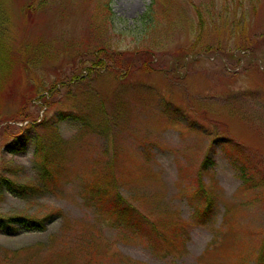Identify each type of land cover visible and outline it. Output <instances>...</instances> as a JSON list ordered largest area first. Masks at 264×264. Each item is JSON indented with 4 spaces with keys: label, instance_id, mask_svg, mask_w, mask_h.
Masks as SVG:
<instances>
[{
    "label": "rangeland",
    "instance_id": "1",
    "mask_svg": "<svg viewBox=\"0 0 264 264\" xmlns=\"http://www.w3.org/2000/svg\"><path fill=\"white\" fill-rule=\"evenodd\" d=\"M39 1L0 3L13 63L0 180L39 188L0 186V217L46 227L0 232V264H257L264 185L243 183L222 141L241 144L264 184V0H48L24 14ZM21 133L26 150L8 151ZM200 178L218 196L203 220ZM87 183L121 195L146 229L115 222Z\"/></svg>",
    "mask_w": 264,
    "mask_h": 264
},
{
    "label": "trees",
    "instance_id": "2",
    "mask_svg": "<svg viewBox=\"0 0 264 264\" xmlns=\"http://www.w3.org/2000/svg\"><path fill=\"white\" fill-rule=\"evenodd\" d=\"M1 5H3V2L5 4V0H0ZM48 0H40L38 5L31 6L28 5V8L24 9V14H35V12L39 8L45 7ZM171 2V1H170ZM155 3L154 0H152V4ZM173 3V2H172ZM156 4V3H155ZM154 4V5H155ZM152 6V8L154 7ZM5 8L6 5H4ZM108 8V6H106ZM1 8V6H0ZM4 9V7H3ZM2 9V11H3ZM152 10V9H150ZM5 12V10H4ZM154 13V12H153ZM202 12L199 10L197 12L198 14H201ZM8 14L4 13L3 16L5 18V21H7L9 18L7 16ZM2 16V15H1ZM2 16V17H3ZM106 21V18H105ZM200 25V24H199ZM7 35V29H5V26L0 27V75H2V78L0 80H4L3 74H5V68L7 65L11 64V55L10 50L11 46L9 45L8 39L6 38ZM104 49V47H101V50ZM107 49H109L107 47ZM44 53V52H43ZM13 64V63H12ZM8 65V67H9ZM12 66V65H11ZM3 85V81H0V87ZM72 115V113H71ZM83 118V117H82ZM29 130V129H26ZM26 133V132H25ZM25 133H21L15 140H12L7 145V150L10 152L20 153V151L26 150L28 147V143L30 140V137L28 135H25ZM227 140L222 141V148L224 154L229 158V161L233 168H236L238 171V176L243 180V183L247 184L249 187H255L256 184H261L259 181H256L255 178L251 177L250 174H248V168H251L252 163H254L250 157L246 156L244 153L243 147H241L239 143L234 141L232 144V141L229 138H225ZM223 140V139H222ZM213 146V145H212ZM214 151V150H213ZM235 153V155H234ZM46 162V160H45ZM44 162V163H45ZM215 163V159H213V154H209L204 158V161L200 165V172L201 170L209 168L211 165ZM45 176H48L47 173H45ZM264 177V175H263ZM91 185V186H90ZM86 184L88 186V191L91 196H93V199L100 200L102 203V209L106 210V214H109L112 217H115V222H117L120 225L125 226H132L136 231H140L145 228V223L143 221L146 220V215L142 214L141 211L139 213V210H137L134 206L127 204L125 199L118 194V196H111L109 194H106L105 190L103 189L100 184ZM0 186H3L6 188L10 193H13L16 196L19 197H25L30 196L32 192L39 189L37 186H27L25 184H18L14 182L11 178H1L0 180ZM96 186V189H95ZM193 197L199 200V204L197 205V208L195 210L196 217H198L200 220H203L204 215L209 214L212 215L215 212L216 206H217V200L218 196L216 195V191H212L209 189L205 182L202 181V179H199L198 187L193 190ZM99 201V202H100ZM124 202V203H123ZM202 202V204H201ZM107 206V207H106ZM210 217L209 219H211ZM46 218H37V217H28L25 215L22 216H12V217H0V232H8L10 234H13L14 232H22L25 231H34V230H44L46 227L45 224ZM18 225L19 227L17 228ZM181 229L179 227L174 228L175 234L173 235L175 238L178 237V232ZM158 227L155 225L153 232H157ZM174 238V239H175ZM169 240V238H167ZM171 242L173 241L172 238L170 239ZM176 240V239H175ZM174 240V241H175ZM257 264H264V245L262 246L260 257L258 258Z\"/></svg>",
    "mask_w": 264,
    "mask_h": 264
}]
</instances>
